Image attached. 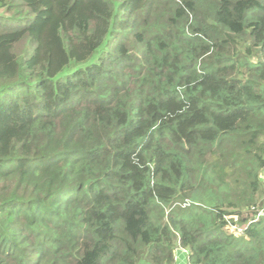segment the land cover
<instances>
[{
  "label": "trees",
  "instance_id": "1",
  "mask_svg": "<svg viewBox=\"0 0 264 264\" xmlns=\"http://www.w3.org/2000/svg\"><path fill=\"white\" fill-rule=\"evenodd\" d=\"M263 176L264 0H0V264H264Z\"/></svg>",
  "mask_w": 264,
  "mask_h": 264
},
{
  "label": "rangeland",
  "instance_id": "2",
  "mask_svg": "<svg viewBox=\"0 0 264 264\" xmlns=\"http://www.w3.org/2000/svg\"><path fill=\"white\" fill-rule=\"evenodd\" d=\"M262 180H264V176L262 177ZM264 183V181H263ZM260 215H263L260 214ZM247 217H244V216H231V217H227V220L229 222V227L235 232V233H238V234H241V230H243L246 226H242L241 225V221L240 220H247L246 219Z\"/></svg>",
  "mask_w": 264,
  "mask_h": 264
}]
</instances>
